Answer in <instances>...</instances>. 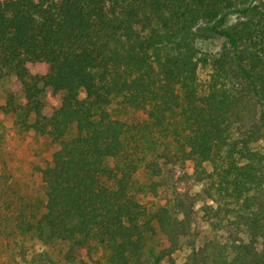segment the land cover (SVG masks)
Listing matches in <instances>:
<instances>
[{
  "label": "trees",
  "instance_id": "obj_1",
  "mask_svg": "<svg viewBox=\"0 0 264 264\" xmlns=\"http://www.w3.org/2000/svg\"><path fill=\"white\" fill-rule=\"evenodd\" d=\"M7 75L58 148L40 206L0 169V264H264V0H0Z\"/></svg>",
  "mask_w": 264,
  "mask_h": 264
},
{
  "label": "rangeland",
  "instance_id": "obj_2",
  "mask_svg": "<svg viewBox=\"0 0 264 264\" xmlns=\"http://www.w3.org/2000/svg\"><path fill=\"white\" fill-rule=\"evenodd\" d=\"M238 18V14L235 12L228 14L223 28L231 27ZM205 28L204 24L198 26L197 31L201 36L197 39L196 46L202 52L214 54L224 44L225 38L221 35H207ZM14 80V76L7 75L0 81V169L6 170L5 174L16 182L20 198L33 203V206H40L44 201V194L37 170L50 162L51 155L58 146L52 143L49 138L38 136L26 128L31 120L24 116L22 96H16L12 106L7 103ZM44 100L47 106L56 107L59 105L58 97L50 98L49 96ZM260 146L264 147V142ZM186 172L190 173V168H187ZM182 174L183 171L180 168L172 170L170 181L174 183V187H185L184 183L180 181ZM198 188V186H193L194 190ZM192 226H194L193 234L187 243L195 242L194 244L197 245L200 243V239L208 233V227L201 219V212L197 210V207ZM37 250H41V247L37 246ZM45 250L50 256L59 260V249L46 248ZM177 254L178 259L181 260L186 256L187 251L183 249Z\"/></svg>",
  "mask_w": 264,
  "mask_h": 264
}]
</instances>
